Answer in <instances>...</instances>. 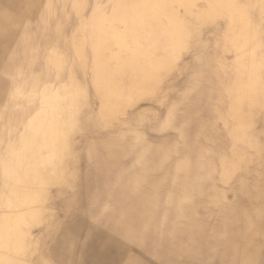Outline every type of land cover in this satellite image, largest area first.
Returning a JSON list of instances; mask_svg holds the SVG:
<instances>
[{
  "label": "bare ground",
  "instance_id": "bare-ground-1",
  "mask_svg": "<svg viewBox=\"0 0 264 264\" xmlns=\"http://www.w3.org/2000/svg\"><path fill=\"white\" fill-rule=\"evenodd\" d=\"M0 264H264V0H0Z\"/></svg>",
  "mask_w": 264,
  "mask_h": 264
}]
</instances>
